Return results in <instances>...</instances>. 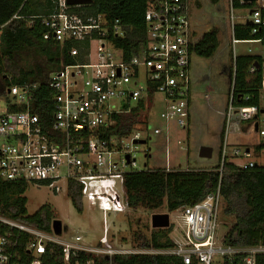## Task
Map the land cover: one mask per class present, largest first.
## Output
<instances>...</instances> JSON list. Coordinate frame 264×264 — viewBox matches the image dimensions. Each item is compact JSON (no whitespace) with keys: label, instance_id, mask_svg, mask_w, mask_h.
Instances as JSON below:
<instances>
[{"label":"built area","instance_id":"1","mask_svg":"<svg viewBox=\"0 0 264 264\" xmlns=\"http://www.w3.org/2000/svg\"><path fill=\"white\" fill-rule=\"evenodd\" d=\"M235 2L242 7L251 6L244 8L239 26L250 27L251 35L262 34L260 37L236 39ZM55 4L53 12L42 16L47 30L44 40L62 45L79 43V48L69 51L75 63L52 75L49 82L52 94L45 99L48 111L43 117L33 107L38 99L39 84L13 85L7 90L14 102L0 118V178L29 187L49 188L55 195L63 192L68 195L70 184H77L83 206L87 203L101 212L106 224L109 214L130 211L124 177L128 172L137 171L135 153L139 145L135 142L151 139L143 138L142 132L149 131L152 136L165 133L168 143L172 124L182 130L189 126L192 56L198 42L191 22L190 0H149L145 13L146 40L129 60L125 59L123 49L109 39L111 35L126 37L118 19L109 23L101 14H78L72 7L81 6H69L66 0H55ZM229 4L233 79L224 113L220 177L229 159L237 163L235 159L243 158V163H237L243 169L258 164L250 147L236 145L229 151L233 124L250 122V129L264 140V53L252 55L256 60L248 69L250 76L261 75L260 104L246 105L251 99L249 95L237 99L234 95L236 45L256 44L264 48V0H229ZM159 94L163 96L159 118L165 129L152 127L148 118ZM141 105L143 123L133 133L124 138L108 135L118 126L116 115L131 113ZM126 140L130 143L123 153L121 144ZM162 169L171 171L168 157L167 167ZM223 205L220 182L203 200L177 210L182 225H170L174 246L162 249H117L106 234L104 240L93 247L85 244L81 236L61 240L53 229L51 234L45 233L0 218L17 230L0 237V264H46L47 255L49 260L55 256L52 245L61 247L60 264H115V256L126 255H161L183 264H222L242 256L244 264H257L258 258L264 256V240L251 247L227 245L226 234H220ZM175 232L178 240L172 237ZM22 233L30 238L20 250Z\"/></svg>","mask_w":264,"mask_h":264},{"label":"trees","instance_id":"2","mask_svg":"<svg viewBox=\"0 0 264 264\" xmlns=\"http://www.w3.org/2000/svg\"><path fill=\"white\" fill-rule=\"evenodd\" d=\"M215 1V0H214ZM55 0H0V94H7L13 85L37 83L38 99L34 111L45 116L47 106L45 99L52 90L49 82L54 73L64 66L75 63L69 51L80 47L79 43L58 44L44 40L46 28L42 16L53 12ZM235 8L242 7L237 2ZM149 0H92L90 5L72 7L73 11L83 15H103L110 23L119 20L126 31L125 38L109 36L116 47L123 49L125 59L133 57L136 48L146 40L147 25L145 13ZM236 27L237 40H251L260 37L251 35V29ZM196 34V33H195ZM219 49V30L213 28L206 32L195 45V54L202 58H212ZM255 56H238L235 73V98L249 95L246 105H259L258 87L261 75L250 76L248 69L255 62ZM261 62V61H260ZM12 70L14 75L6 74L5 69ZM233 79V65L229 71L230 90ZM230 95V94H229ZM229 100V99H228ZM142 105L131 113L116 115L117 128L111 129L110 136L124 138L133 133L142 124ZM149 118V115H148ZM243 122L240 124H249ZM224 134L222 135V141ZM257 155L264 150V142L251 146ZM222 148V147H221ZM177 170L148 169L125 174L124 188L129 209L137 211L159 210L166 205L169 213L193 205L203 200L207 194L215 191L221 182L226 217L234 220L225 236V243L235 247H251L264 240V166L256 164L253 168L243 169L233 159L226 161L222 177L218 169ZM221 178V179H220ZM29 186L22 182L6 181L0 178V218L20 222L41 232L52 233V223L56 220L51 205H44L35 214H29L28 200L25 194ZM68 197L73 206L83 213L84 206L80 187L70 184ZM17 230L0 221V237ZM172 228L151 229L150 236L135 235V247L154 249L171 248ZM29 235L22 233L19 244L22 250L29 240ZM55 256L46 264H60L58 259L61 247L52 245ZM115 264H183L180 260L161 255H126L115 256ZM222 264H244L243 257ZM257 264H264V256L259 257Z\"/></svg>","mask_w":264,"mask_h":264},{"label":"rangeland","instance_id":"3","mask_svg":"<svg viewBox=\"0 0 264 264\" xmlns=\"http://www.w3.org/2000/svg\"><path fill=\"white\" fill-rule=\"evenodd\" d=\"M191 22L196 37L200 40L203 35L217 28L219 30V49L212 58H202L196 54L192 56L191 70V97L189 104V126L186 130L170 126L167 136H152L149 131H143V138H149L145 145H139L135 153L137 171L145 169H162L167 167V157L171 170L212 169L220 164L222 135L225 132L224 113L228 105L230 94L229 71L233 64V32L230 27L229 0H190ZM243 8L235 9L236 23H241V16L245 14ZM251 50V51H250ZM237 55L248 57L257 53H264L262 45L239 43L236 45ZM118 56V53H116ZM6 74L14 75L11 69H5ZM143 80V79H142ZM135 87L133 86V89ZM163 96L156 97L154 105L150 107L149 119L151 126L165 129V124L159 115L163 109ZM14 102L10 94H0V118ZM118 103V102H117ZM264 142L248 124H233L229 135V151L234 146H251ZM129 141L121 144L123 153ZM202 147L213 149L212 158H202ZM253 159L264 166V150L257 155L252 148ZM243 163V158L235 159ZM28 200L29 214H35L44 205H51L55 217L63 223L61 240H74L81 236L85 244L98 246L104 235L117 249L136 248L135 235L150 236L152 217L155 214H169L171 223L182 225L179 211L169 213L166 205L159 210L128 211L122 214L111 213L104 224L103 214L92 209L87 203L84 211L80 213L66 193L55 195L49 188L30 186L25 194ZM224 210V205H223ZM220 234L224 236L233 225L234 220L226 217L222 212ZM178 240V233L172 234ZM126 244V245H125Z\"/></svg>","mask_w":264,"mask_h":264},{"label":"water","instance_id":"4","mask_svg":"<svg viewBox=\"0 0 264 264\" xmlns=\"http://www.w3.org/2000/svg\"><path fill=\"white\" fill-rule=\"evenodd\" d=\"M66 3L69 6H85V5H90L92 3V0H66ZM256 66L258 65L256 64ZM257 130H258V126L256 124L255 131ZM135 143L138 145H145L147 141L142 140V141H136ZM200 156L202 158H209V159L212 158L213 149L211 147H202L200 150ZM126 158L129 161L130 159L129 155ZM151 223H152L153 229H168L170 228V225H171L170 215L169 214H155L152 217ZM52 229L56 236H62L63 230H64L62 221L58 219L53 221Z\"/></svg>","mask_w":264,"mask_h":264}]
</instances>
